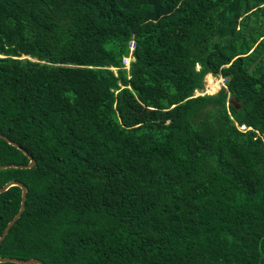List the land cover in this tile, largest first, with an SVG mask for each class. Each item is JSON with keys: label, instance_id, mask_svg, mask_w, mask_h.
<instances>
[{"label": "trees", "instance_id": "trees-1", "mask_svg": "<svg viewBox=\"0 0 264 264\" xmlns=\"http://www.w3.org/2000/svg\"><path fill=\"white\" fill-rule=\"evenodd\" d=\"M0 133V256L264 264V0H0Z\"/></svg>", "mask_w": 264, "mask_h": 264}, {"label": "water", "instance_id": "water-1", "mask_svg": "<svg viewBox=\"0 0 264 264\" xmlns=\"http://www.w3.org/2000/svg\"><path fill=\"white\" fill-rule=\"evenodd\" d=\"M231 102H234V101L231 100ZM0 136L3 137L5 140H7L9 143H11V144H13V145H15V146L23 149L17 142L11 140L7 136L2 135L1 133H0ZM23 151L30 158V161H29V163L27 165L3 164V165H0V170L3 169V168H7V167H17V166H19V167H26V168L33 167L36 164V159L32 155H30L28 153V151H26L25 149H23ZM15 185L20 186L22 188L21 207H20L19 212L8 223L5 231L0 236V245H1L2 241L5 239V237L7 236V234L9 233V230L11 229V227L14 225V223L16 222V220L21 217L22 213L24 212V210L26 208V199H27L28 187L23 182L18 181V180H11V181L7 182L5 185H3L2 187H0V193L8 190L10 187L15 186ZM0 262H15V263H25V264H31V263H35V264H46L44 261H42L41 259H38V258L19 259V258H15V257H3V256H0Z\"/></svg>", "mask_w": 264, "mask_h": 264}, {"label": "rangeland", "instance_id": "rangeland-1", "mask_svg": "<svg viewBox=\"0 0 264 264\" xmlns=\"http://www.w3.org/2000/svg\"><path fill=\"white\" fill-rule=\"evenodd\" d=\"M134 58H132V60H130L131 62L133 61ZM131 62L127 65V68L130 67ZM116 70V69H115ZM212 84H217V89L214 91H212ZM225 85V78L221 75H213L211 73L207 74L205 77V87L203 90H197L195 92V95L198 94H215L218 91L221 90V88ZM210 88V89H209ZM209 91V92H208ZM212 92V93H211Z\"/></svg>", "mask_w": 264, "mask_h": 264}, {"label": "built area", "instance_id": "built-area-1", "mask_svg": "<svg viewBox=\"0 0 264 264\" xmlns=\"http://www.w3.org/2000/svg\"><path fill=\"white\" fill-rule=\"evenodd\" d=\"M134 48H135L134 43H132L131 46H130L131 53L129 55H127V56H124L123 61H124V64H125L126 67L131 62L130 60H132V58H133L132 57V51L134 50ZM241 128L246 129V126L245 125H241Z\"/></svg>", "mask_w": 264, "mask_h": 264}, {"label": "clouds", "instance_id": "clouds-1", "mask_svg": "<svg viewBox=\"0 0 264 264\" xmlns=\"http://www.w3.org/2000/svg\"><path fill=\"white\" fill-rule=\"evenodd\" d=\"M132 43H134V46H135V42H134V41H132V42L130 43V46H131ZM134 49H135V48H134ZM133 51H134V50H133ZM133 51H132V53H133ZM130 53H131V49H130ZM130 53H129V54H130ZM129 54H128V55H129ZM132 57H133V54H132ZM133 58H134V57H133ZM123 62H124V61H123ZM124 65H125V64H124ZM198 95H200V94H198ZM242 125H244V124H242ZM245 126H246V125H245ZM240 129L245 130V129L241 128V125H240Z\"/></svg>", "mask_w": 264, "mask_h": 264}, {"label": "bare ground", "instance_id": "bare-ground-1", "mask_svg": "<svg viewBox=\"0 0 264 264\" xmlns=\"http://www.w3.org/2000/svg\"><path fill=\"white\" fill-rule=\"evenodd\" d=\"M213 86H212V91H214L215 92V90L217 89V84H212ZM210 89V88H209ZM209 92V91H208ZM212 93V92H211Z\"/></svg>", "mask_w": 264, "mask_h": 264}]
</instances>
